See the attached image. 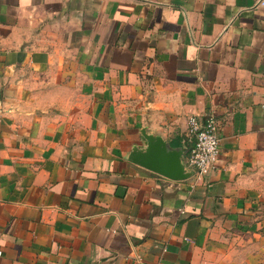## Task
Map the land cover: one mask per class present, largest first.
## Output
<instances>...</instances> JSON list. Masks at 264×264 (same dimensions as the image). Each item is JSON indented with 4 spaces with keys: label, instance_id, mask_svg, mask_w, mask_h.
I'll list each match as a JSON object with an SVG mask.
<instances>
[{
    "label": "crops",
    "instance_id": "0c3cea01",
    "mask_svg": "<svg viewBox=\"0 0 264 264\" xmlns=\"http://www.w3.org/2000/svg\"><path fill=\"white\" fill-rule=\"evenodd\" d=\"M208 113L207 175L128 159ZM0 264H264V0H0Z\"/></svg>",
    "mask_w": 264,
    "mask_h": 264
},
{
    "label": "water",
    "instance_id": "95a60500",
    "mask_svg": "<svg viewBox=\"0 0 264 264\" xmlns=\"http://www.w3.org/2000/svg\"><path fill=\"white\" fill-rule=\"evenodd\" d=\"M188 149L175 147L159 134L141 129V143L135 144L128 159L146 169L175 181H182L194 175L185 163Z\"/></svg>",
    "mask_w": 264,
    "mask_h": 264
},
{
    "label": "built area",
    "instance_id": "2783aa9c",
    "mask_svg": "<svg viewBox=\"0 0 264 264\" xmlns=\"http://www.w3.org/2000/svg\"><path fill=\"white\" fill-rule=\"evenodd\" d=\"M187 141L190 145L185 159L194 175L210 173L217 165L221 151L220 122L213 113L205 118L189 117Z\"/></svg>",
    "mask_w": 264,
    "mask_h": 264
}]
</instances>
